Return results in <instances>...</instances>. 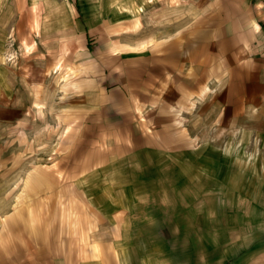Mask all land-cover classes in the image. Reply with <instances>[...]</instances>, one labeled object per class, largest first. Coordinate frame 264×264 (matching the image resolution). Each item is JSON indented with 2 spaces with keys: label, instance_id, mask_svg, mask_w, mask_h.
<instances>
[{
  "label": "crops",
  "instance_id": "0c3cea01",
  "mask_svg": "<svg viewBox=\"0 0 264 264\" xmlns=\"http://www.w3.org/2000/svg\"><path fill=\"white\" fill-rule=\"evenodd\" d=\"M243 3L18 4L29 75L4 109L0 264H227L207 256L202 225L189 232L179 213L87 186L124 164L151 176L159 155L199 151V109L209 123L215 110L223 123L264 120V0ZM56 139L58 159L42 166L37 153Z\"/></svg>",
  "mask_w": 264,
  "mask_h": 264
},
{
  "label": "rangeland",
  "instance_id": "374dc122",
  "mask_svg": "<svg viewBox=\"0 0 264 264\" xmlns=\"http://www.w3.org/2000/svg\"><path fill=\"white\" fill-rule=\"evenodd\" d=\"M21 1L0 0V168L7 124L3 120L4 109L17 93L14 83L29 75L15 38L17 6ZM204 1L207 6L214 3L245 6L244 0ZM162 14L158 11L154 16L159 20ZM151 22L148 16L149 30ZM216 113L217 110L213 112L215 122L209 123V113L199 109L196 127L199 151L184 157L159 155L151 176L135 173L134 169L140 166L130 169L124 164L90 181L87 187L106 188V196L101 198L109 201L117 196L129 207L153 202L161 206L156 210L168 216L174 218L179 213L189 223L190 227H186L189 232L202 225L203 232L207 231V256L219 257L218 263L227 260V264H264V120L223 123ZM36 157L42 166L55 162L59 157L57 139L48 151H41ZM145 185L148 190L135 193L134 186ZM7 192L8 185L0 169V216L5 211ZM141 226L143 232L152 230L154 225Z\"/></svg>",
  "mask_w": 264,
  "mask_h": 264
}]
</instances>
